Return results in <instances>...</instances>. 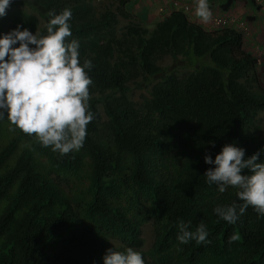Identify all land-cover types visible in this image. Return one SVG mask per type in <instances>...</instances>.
<instances>
[{"label":"trees","instance_id":"16d2710c","mask_svg":"<svg viewBox=\"0 0 264 264\" xmlns=\"http://www.w3.org/2000/svg\"><path fill=\"white\" fill-rule=\"evenodd\" d=\"M20 3L27 7L11 9L0 32L21 24L35 33L41 19L43 33L49 10L72 11L68 39H78L94 64V119L83 147L64 156L0 121V264H102L111 247H133L146 264H264V217L249 207L234 225L218 219L213 208L230 204L237 190L220 193L203 176L206 152L214 158L236 143L251 155L264 146L256 122L264 88L254 87L257 60L244 50L243 34L207 31L182 9L153 30L133 22L118 30L120 16L130 15L124 8L97 13L93 0L11 7ZM167 56L170 67L160 64ZM191 56L208 61L177 74ZM143 89L150 96L134 101L130 93ZM181 221L192 229L205 223L211 242L180 244ZM147 222L154 242L144 250ZM233 233L239 238L229 244Z\"/></svg>","mask_w":264,"mask_h":264},{"label":"clouds","instance_id":"9594fccd","mask_svg":"<svg viewBox=\"0 0 264 264\" xmlns=\"http://www.w3.org/2000/svg\"><path fill=\"white\" fill-rule=\"evenodd\" d=\"M18 1L0 0V22L8 16L11 5ZM237 1L233 0L229 5V0H223L220 6L215 7L213 0H169L166 12L187 10L198 18L190 20L207 31L219 32L230 28L243 34L245 22L235 14L241 8ZM250 1L253 12L262 9L261 4H255L258 0ZM47 16L43 33H38L43 27H38L33 33L21 24L0 32V121L7 120L15 129L36 139L41 147L51 148V151L64 156L83 147L87 126L94 119L89 106L90 72L94 64L91 59L82 57L78 39H68L73 36L70 24L72 11L68 8L59 13L49 10ZM249 20L258 28L259 23L264 22V18ZM209 143L215 148V141ZM262 155L264 146L246 155V149L236 143L223 144L214 158L210 152L205 153L203 160L209 165L203 173L205 182L214 184L220 193L229 187L237 190L236 199L230 204H218L213 208L218 219L234 225L249 207L258 217H264ZM190 225V221L179 222L176 239L180 244L211 242L205 223L201 221L194 229ZM238 238L233 233L228 237V243ZM101 260L102 264H146L143 254L133 247L123 250L108 248Z\"/></svg>","mask_w":264,"mask_h":264},{"label":"rangeland","instance_id":"374dc122","mask_svg":"<svg viewBox=\"0 0 264 264\" xmlns=\"http://www.w3.org/2000/svg\"><path fill=\"white\" fill-rule=\"evenodd\" d=\"M119 0H93L95 3V12L101 13L106 9H112L114 11L117 10L118 7L124 8L127 12H129V18L120 16V22L118 24V30H121L127 23H135L139 26L148 28L149 30H153L156 27V23L159 21L160 17L166 16L168 13L166 12L169 8V0H125L126 4H118ZM226 2V0H224ZM259 2V3H258ZM256 1L255 4H261V10L258 12L251 10L252 3L250 0H242L240 4L242 7L236 11L235 14H238L236 18H240L245 22L242 26L244 30V49L246 53L252 54L258 60V65L255 69L256 76L254 87L256 88H264V22H258L261 24L255 26V22H251L252 18L263 19L264 18V2L262 0ZM211 3V1H210ZM25 4L20 3L17 6H13L10 8H26ZM29 13L31 15H36L31 8ZM164 10V11H163ZM119 11V10H117ZM246 12V13H243ZM253 12V13H252ZM251 14V15H250ZM220 15V14H219ZM258 16V17H256ZM128 19V20H127ZM253 21H255L253 19ZM44 23L40 19L39 27H43ZM258 28V29H257ZM197 59H194L193 56L189 57L188 59L184 58L181 60L179 64L176 65L175 71L177 74H186L194 70V62ZM200 62L197 63H207V59L199 60ZM174 63V59L170 58L169 56L163 58L162 62L160 63L164 67H170ZM135 88V83L131 85ZM132 95V99L134 101H142L144 97L150 96L148 93V89H143L141 91H133L130 93ZM256 122L258 124V132L261 136H264V111L260 112L257 116ZM141 237L144 240L143 249L148 250L153 242H154V233H153V225L152 222H147L142 227V234Z\"/></svg>","mask_w":264,"mask_h":264},{"label":"crops","instance_id":"0c3cea01","mask_svg":"<svg viewBox=\"0 0 264 264\" xmlns=\"http://www.w3.org/2000/svg\"><path fill=\"white\" fill-rule=\"evenodd\" d=\"M221 3H223V0H213V5H214L215 7L220 6ZM237 4H239V5L242 7V5L240 4V1H239V0L237 1ZM252 13H253V12H252ZM190 18H191L192 20H193V19H194V20L198 19V18L195 17L194 13L190 14Z\"/></svg>","mask_w":264,"mask_h":264}]
</instances>
